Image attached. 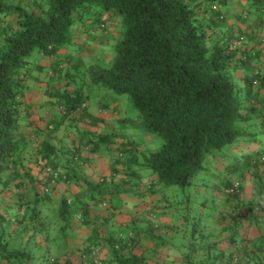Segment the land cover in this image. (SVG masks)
Listing matches in <instances>:
<instances>
[{
	"label": "trees",
	"instance_id": "trees-1",
	"mask_svg": "<svg viewBox=\"0 0 264 264\" xmlns=\"http://www.w3.org/2000/svg\"><path fill=\"white\" fill-rule=\"evenodd\" d=\"M242 3L234 12L233 0H0V264H264V0ZM114 17L120 36L108 64L87 65L75 49L62 53L79 27L107 32ZM39 56L47 67L35 63ZM39 82L53 100L45 117L43 105L26 98ZM95 88L105 98L129 95L163 145L139 163L132 140L86 130L81 142L88 138L94 152L118 143L116 175L56 197L60 183L78 177L69 163L88 160L57 132L84 121ZM137 164L151 167L147 183ZM171 186L197 187L209 222L189 211L200 202L196 193L179 201ZM113 194L153 212L145 227L137 217L128 233L99 225ZM154 211L169 218L163 231ZM59 239L64 246L54 254Z\"/></svg>",
	"mask_w": 264,
	"mask_h": 264
},
{
	"label": "rangeland",
	"instance_id": "rangeland-1",
	"mask_svg": "<svg viewBox=\"0 0 264 264\" xmlns=\"http://www.w3.org/2000/svg\"><path fill=\"white\" fill-rule=\"evenodd\" d=\"M76 26V25H75ZM77 27L76 26L74 28V32L77 31ZM119 27H120V23H119V19L114 17L108 24H107V32L106 30H102V29H93V28H85V30H82L81 27L80 28V32L77 31V34L79 37L84 38V50H82L83 52H77V50L73 51L74 54V58L78 59L79 57L83 58L85 63L87 65L91 64V63H102L104 65L108 64L114 55V46L116 41L118 40L120 33H119ZM86 45V46H85ZM72 49H74L72 47ZM62 50V49H61ZM35 54V53H34ZM38 56V55H36ZM79 56V57H78ZM37 60L35 59V63L37 64H44L46 65V62H48V59L42 58V57H36ZM47 67V65H46ZM82 74H86V69H81ZM43 75L46 76L47 73L44 70ZM33 76L34 75H38L40 74L38 71H33L31 73ZM86 77V76H85ZM87 81L86 83L84 82V86L83 89L85 90H89V83L91 84V80L89 79V75H87ZM57 82L59 81H52L51 85H56ZM66 82V81H65ZM65 82H63L62 84H65ZM59 84V83H58ZM60 85V84H59ZM46 86V85H45ZM44 86V87H45ZM93 87H99L96 84H93ZM89 88V89H88ZM93 89V88H92ZM91 89V90H92ZM90 90V91H91ZM98 88H95L93 91V96H95L96 94L94 93H98ZM105 92H103L101 95H103ZM112 100L110 99L111 96H107V98H105V100H109V103H113L114 105H116V107L120 110L118 111L119 113H116L114 110V118L113 120L109 121L106 125L105 124H99L97 123L95 126L101 128V131L109 133L114 135L115 140L119 143L121 142V140H127V141H131V148L133 150V155H138L139 157V163H141L143 161V157L145 155H150L151 153L157 151L162 145L164 140L162 139V137L154 132L149 131L147 128H145L140 121V113L138 108H136L135 104L132 102L131 98L129 95L124 94V95H120V96H114L112 95ZM93 103H94V99H93ZM113 124V126L111 124ZM89 128V127H88ZM97 130L95 131V133L97 134ZM91 133H93L91 131ZM105 133V134H106ZM264 137V136H263ZM117 143V144H118ZM113 145V148H107L104 145H101L100 149L97 150L96 152L91 153L90 157L91 160L90 162L92 163V168L95 171L94 176H92L91 180L94 181L95 183L99 180V177L102 174H105L109 169H110V165L109 162H111L110 160L114 159V158H118V153L117 150L115 149V146ZM132 155V154H130ZM91 156H94L93 158ZM107 159H110L109 162ZM135 168H137L138 173L142 176V179L140 180L141 184L142 182L147 183V181L149 180V178L153 175V171L151 169V167L147 164L144 165V167H140L138 164L135 166ZM120 179L122 177H119ZM166 190H176L178 191V197H176V199L182 200L185 196V194H188V192H192L194 195L195 193L197 194V201H200L201 198H199V194L198 192H200L198 190L197 187H191L188 188L187 191L183 190V188H181L180 186H171V187H167ZM196 190V191H195ZM134 199H137L136 197H133ZM139 199H137L138 202ZM173 200H175L173 198ZM133 201V200H132ZM140 202V201H139ZM139 204V203H138ZM201 205V201L197 204V205H191V208L189 209V211H191V214L193 217L198 216L199 214H201L202 211V207ZM140 210V208H139ZM155 210V209H154ZM180 210V209H178ZM177 210V212H179ZM209 210H211L210 207H206L203 209L204 213L201 214V217L203 219V221L207 222L208 220V216H209ZM158 212V211H157ZM153 212L149 211V209L146 210V213H142V216L140 215L138 220H140V227H145L146 222L148 223V219L150 220L151 214ZM154 214L158 215V218L162 219L160 222L162 228H160L161 231L164 230V226H165V222H167L166 220H169L168 217H166L165 215H161V213H156L154 211ZM166 219H165V217ZM171 220L173 218H170ZM174 219H177L176 221H174V223L176 225H178L180 228H183V223L181 220H179L178 218H176L174 216ZM194 221V218H191ZM154 222V220H153ZM159 222V220H158ZM209 222V220H208ZM209 224V223H208ZM78 241H80V239L78 240H70L71 245L73 248L78 246ZM69 242V241H68ZM58 244L61 245V247L64 246L63 242H60V239L57 240V242L53 241L52 245H53V253L57 254V247ZM62 250V249H61ZM60 250V251H61ZM59 252V251H58ZM163 264V263H162Z\"/></svg>",
	"mask_w": 264,
	"mask_h": 264
},
{
	"label": "crops",
	"instance_id": "crops-1",
	"mask_svg": "<svg viewBox=\"0 0 264 264\" xmlns=\"http://www.w3.org/2000/svg\"><path fill=\"white\" fill-rule=\"evenodd\" d=\"M242 1H244V0H242ZM242 1L233 0V6L231 5L232 8L230 7V11L233 10L234 12L235 11L241 12L243 10V8L245 7V5L242 3ZM82 39L84 40V38L82 37V34H81V37H79L77 34L73 39V45L70 46L68 49L63 48L61 50L62 53H66L68 51H71L70 49H72V47L75 50H78L79 52H83L82 50H84L85 48L83 47L84 41ZM79 45H80V48H79ZM45 85H46L45 82L32 83L30 85L29 89L27 90V93H26V95H27L26 98H27L29 103H32L34 105H39V104L43 105L40 110L42 112V116H44V117H45L47 111H50V104L53 101L52 98L49 96L50 90L47 87V85L46 86ZM101 94L102 93L100 91L95 96H93V97L91 96L89 98V100L87 101L86 109H87L88 114L85 115L84 121H80V122H78V124L73 125L75 128L69 126V129H66L65 127H63L62 130L57 132L58 137L61 138L63 141H65V144L69 139H72L75 141L76 145H80L81 156L83 158L88 159V160L85 163L82 162L81 166H77V164L74 163L73 161H71L69 163V165H70L69 169H73V167H74L75 172L78 175V177H77L76 181H72L71 183H69V185L66 183H60L58 185V188L54 191L56 197H59L61 194L66 193V192L69 195L76 196L81 191V187L78 184L79 182L80 183L83 182L84 185H86V186H87L88 182L94 183V181H92L91 178H92V176H94L95 171L92 168V163H91L92 161L90 162L91 158H89L91 153H93L94 151H92L90 149L91 144H90L88 138L83 139L82 142H81V139H82V137L85 138L84 136H85L86 130L90 134L92 131L93 136L94 135L97 136L98 134L99 135L105 134L106 132L103 133V131H101V128L96 127L95 125L97 123L102 124V125L103 124L106 125L110 120L112 121L113 118L115 117L113 115L114 110L115 109L117 110V111H115L116 113H119L118 111H120L116 107V105H114L113 103H109V100L106 101L107 103H105L104 102L105 97H104V95H101ZM112 97L113 96H111V98H110L111 100H112ZM93 99H94V103H93ZM105 105H107V106H105ZM32 119L35 120V122L37 124L42 123L41 116H40L39 112H36L32 116ZM67 123L68 124L71 123V120H69ZM111 125L113 126V124H111ZM96 130L98 131L97 134L95 133ZM76 131H79V132H76ZM106 134H108V133H106ZM69 146H72V145L69 144ZM112 148H113V145H112ZM117 153H118V151H117ZM91 157L93 158L94 156H91ZM115 159L116 158H114L113 160L107 159L108 162H109V160L111 161V162H109L110 169L105 174H102L99 177L98 181H100V179L103 176L111 177V176L116 175L114 172V165H113ZM71 172L73 173V171H71ZM119 173L120 174H117L119 177L124 176L121 172H119ZM118 176H116L115 179L112 180L113 181L112 183L120 182L122 180ZM113 195H114V197H113L114 205L110 206V210L105 209L106 211L102 213V214H104V215H102L103 219L101 221H99L98 223L100 226H102L103 229L107 228L108 230H112L115 233H128L129 229H131L133 227L132 226L134 223L133 217L139 218L140 215L142 216V207L139 210V206L141 205V201L138 200V202H137L138 198L134 199L133 197L126 195V194H116V195L113 194ZM100 209L103 210V208H100ZM109 214H111L110 219H109ZM154 218H155L154 220H156V219H158L159 221L162 220V219L158 218V215H155ZM165 219H166V217H165ZM139 223H140V220L137 221L138 227H140ZM90 232H91V229L88 228V232H87V229H84L83 232H80V233L85 234V233H90ZM73 240H77V239H73ZM68 243H69L70 247L73 248L71 245V242L69 241ZM43 245L45 246V243ZM138 252L141 253V251H138ZM101 255H102V257L108 258L109 255H108L107 249L103 250Z\"/></svg>",
	"mask_w": 264,
	"mask_h": 264
},
{
	"label": "built area",
	"instance_id": "built-area-1",
	"mask_svg": "<svg viewBox=\"0 0 264 264\" xmlns=\"http://www.w3.org/2000/svg\"><path fill=\"white\" fill-rule=\"evenodd\" d=\"M73 148H74V147L72 146V149H73ZM59 176H60V175H59L58 172H55V173L53 174L52 179H51V185H55V183H56L57 179L59 178ZM46 190H47V192H50L51 187L48 186V187L46 188ZM68 202L71 203V202H72V199L70 198V199L68 200ZM102 205L105 206L106 203H103ZM76 218H77V220H80V219H81V214H77V215H76ZM96 264H103V262H102V260H101L100 258H98L97 261H96Z\"/></svg>",
	"mask_w": 264,
	"mask_h": 264
}]
</instances>
